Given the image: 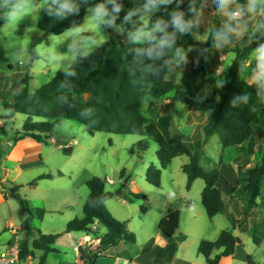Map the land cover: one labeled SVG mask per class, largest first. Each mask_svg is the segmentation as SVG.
<instances>
[{"label": "trees", "instance_id": "16d2710c", "mask_svg": "<svg viewBox=\"0 0 264 264\" xmlns=\"http://www.w3.org/2000/svg\"><path fill=\"white\" fill-rule=\"evenodd\" d=\"M35 6L42 5L40 30L47 36L61 35L70 30L83 26L88 6L65 7V0H31ZM157 1V0H155ZM0 0V29L8 21ZM211 2L217 10H222L218 0H174L171 4L160 9L148 22L143 19V10L153 0H114L105 9V24L108 28L120 26L122 29L137 32L149 30L154 38L167 41L159 46H149L130 39L120 44L103 43L97 50L86 57L78 55L76 63L65 71H58L55 76L41 89L31 93L29 84L32 80L29 66L26 67L21 79L22 89L15 95L12 102L3 97L2 109L8 112L7 119L17 114L27 117L21 129L16 131L14 143L24 138H34L38 142L47 143L53 138L54 131L62 120L80 123L89 135L106 133L114 135L143 136L147 134L159 146L156 152L159 167L150 165L146 172L147 182L154 188H161L162 170L166 169L173 159L187 156L189 162L183 166L187 175V189H190L197 179L205 183L202 192V204L207 216L212 219L225 213L227 205L222 192L217 188L221 172L217 168L208 169L201 164L203 147L208 139L218 136L225 148L242 149L244 152L255 153V147L264 142V58L251 64L257 79L249 83L240 78L239 72L246 64L253 52L264 45V28L259 27L264 22V16H259L253 27L251 39L244 45L232 48L227 35L218 40L217 33H225V24L220 18L213 19L210 31L205 41H198L194 37L191 26L181 32L174 21V13H183V21H192L200 11L202 5ZM248 0H236L228 6V11L236 9V5H247ZM69 5V4H68ZM116 6L119 12H114ZM196 11H192L191 8ZM132 15L129 17V14ZM115 16L114 23H109ZM126 17H129L127 20ZM243 17L250 19L254 16L244 12ZM157 25L159 27L157 28ZM43 42L42 38H35L28 46V52L33 59H37L36 47ZM217 43L221 46L216 47ZM190 49H198L212 66L219 65V57L233 53L234 58L226 72V81L217 90L206 96L190 85L185 89L183 85L168 79L172 72L176 54H183ZM5 59L4 48L0 46V61ZM182 66V63H180ZM192 75L196 79L198 71L202 75H214V69L205 66H193ZM86 95H88L86 97ZM247 95L245 101L243 97ZM169 99L172 103H181L185 108L195 111H208L206 121L200 126L203 139L199 138L192 144L181 132L173 127V115L166 110L165 114H156L155 118L147 119L143 112L144 103L148 104V111L154 112L157 103ZM5 118V117H0ZM7 135L5 127H0L1 140ZM65 146V144H64ZM148 149V141L139 142L132 152L143 153ZM65 155H71L73 150L64 147ZM3 152L0 147V157ZM124 173L121 174L123 178ZM52 175H42L33 183L41 179L52 178ZM264 179V154L257 165L246 169V177L240 186L232 188V200L243 197L242 217L250 215L253 218L252 236L259 246L263 238L256 235L260 222L254 216V209L260 207L258 199L261 195V185ZM107 179L94 176L87 181L89 194L83 206V216L75 217L67 223L64 233L81 232L93 237H99L95 225L106 229L101 235L99 245L92 250L79 248V262L73 264H96L97 259L106 250L115 248L121 243H135L136 236L130 232L127 222L118 220L107 207V202L113 198H122L129 203L134 200L145 199L144 194L131 192L125 182L113 192L106 190ZM6 198H13L19 202L21 231L24 238L18 241V260L24 261L34 257L36 251L43 252L37 264H46L50 253H58L54 247L59 234H42L37 231V238L30 243L34 230L30 226L33 215L42 220L46 214L43 209L32 210L29 202L19 196V188L8 190L2 187ZM237 195V196H235ZM8 196V197H7ZM192 202L189 201L188 204ZM142 212L147 208L142 206ZM180 211L165 216L159 223V229L167 238L168 244L161 251L159 258L172 261L186 236L175 238L180 227ZM233 226L236 221L231 217ZM242 244L232 229L224 230L215 241H202L198 247V254L203 256L207 264H219L221 258L234 255L237 246ZM214 252H219L213 256ZM167 262V263H168Z\"/></svg>", "mask_w": 264, "mask_h": 264}, {"label": "rangeland", "instance_id": "374dc122", "mask_svg": "<svg viewBox=\"0 0 264 264\" xmlns=\"http://www.w3.org/2000/svg\"><path fill=\"white\" fill-rule=\"evenodd\" d=\"M4 1L2 6L8 21L0 29V46L4 48L5 52V59L2 61V67L3 74L8 72L10 74V79L8 80H10V83L14 82L15 84L12 92H9L6 96L8 102L14 100V90L19 86V80L27 66H29L30 75L32 77L29 84V91L34 93L51 81L58 71H65L71 68L76 63L79 54L86 57L97 50L104 42L111 41L115 43L117 38L133 40V34L136 33L124 30L121 27H117L116 30L108 32L105 26L98 24L96 10L88 9L85 16V24L82 27L67 31L61 35H49L44 38L45 34L40 30L36 22L37 17L39 21L41 20L42 5L35 6L31 0H27L26 3H24L23 0ZM173 1L174 0H171V2L166 3L164 0H157L147 4L143 10L144 21L148 22L160 9L171 4ZM17 4L21 5L19 14L15 19H10L9 13L12 12L13 7ZM211 7L212 4L206 2L201 11L193 18L191 28L194 32L195 39L198 41H205L213 19L220 18L225 24L224 31L227 33L226 35L231 47L234 49L238 46H244L250 40L249 38H251L253 32V28L251 27L252 19H245L242 15V18L238 19V25L237 20H230L224 15L222 10H218L214 13ZM226 25L230 26L233 31L228 32ZM89 29L93 30L94 35L90 36L83 33L84 30L88 31ZM35 38L43 39V42L36 47L37 59H33L28 52V46ZM161 41L163 40L143 37L141 41L137 43L156 47L161 45ZM260 49L261 47L253 52L240 70L239 76L241 79L251 82V79L248 78L250 72L249 63L263 59ZM199 53L198 49H193L186 56H184V53H177L172 72L168 75V79L175 83H181V81L185 80L183 82L184 84L187 82V79H184V77H190L193 66L199 64V66L203 65L209 69L212 67L214 69V75L207 86H204V82L202 81L205 75H202L203 73L201 70L198 71L199 75L197 76L199 78L201 77V80L198 79V81H195L196 83L199 82L197 86L199 91H201V89L203 90V88L200 89V86H204L205 94L211 96L217 90L218 86L226 81L227 68L234 58V54L230 53L227 62L212 66L207 59H204L205 57L201 53L199 57ZM180 63H182V66H180ZM4 81H6L5 77ZM1 100L2 96H0V101ZM163 101L156 107V113L153 112L150 113V115L146 113L147 103H144V115L146 117L148 115V117L152 116L155 118V115L161 112L165 103L169 104L166 99H163ZM1 105L0 103V114L4 113ZM169 106L175 107L176 114L179 115L175 118L174 129L184 133L188 138V143L190 142L192 144L198 138L201 140V136H198V132L200 134L201 129H199V127H193L185 122L186 119H189L192 120L191 123L195 122L200 125L206 121L209 114L208 111H195L185 108L181 103L170 102ZM188 111L191 112L185 116L184 113ZM26 119L27 117L25 115L17 114L13 119L5 120L8 131L16 132L20 130ZM196 132L197 134H195ZM193 134L195 135L193 136ZM53 137L59 144H65L66 147L69 146L73 148V153L70 156L65 155L63 150L57 151L59 157L65 161L69 168L73 169V171H78L82 164L88 166L89 171L96 174L95 176L107 179V190L113 192L115 188L124 184L126 180L130 182L135 181L137 187L141 189V191H137L135 194H144L146 198L143 200H134L132 203L128 204L117 202V204L114 205L116 213L126 218L130 232H133L131 229L138 230L144 219L152 225L159 217L163 203L170 200L177 193L186 196L189 200H195L199 208L203 209L202 192L205 186L204 181L197 179L190 189L186 187L188 178L183 171V166L189 162L187 156H180L173 159L168 167L162 170L161 188H154L147 182L146 171L148 167L152 164L155 166L159 165L156 157L159 146L147 134L143 136H133L96 133L94 136H91L80 123L71 120H62L61 125L55 129ZM146 141H148V149L145 152H132L136 144ZM247 147L248 144L245 143L242 149L235 147L225 148L221 145L216 135L210 137L203 147L201 164L208 169L217 168L221 172L222 177L218 182V187L223 191L228 211L232 210L234 202L240 203L242 200L241 197H235L233 201L231 200V192L229 189L227 190V184H236V181L239 179L237 186H240L243 181L240 178L239 171H246V169L257 165L264 154L260 152L254 155L244 152ZM262 149H264V146ZM122 173H124L123 178H121ZM18 187L19 196L25 198L29 202L27 196L31 192L27 190L24 185ZM262 190V196L258 199L260 207L255 208L253 212L254 216L261 220L263 217L262 212H264V184H262ZM84 198L85 197H82L81 200H79L78 197L74 199L73 209L77 214L76 216H82V207L85 202ZM7 201L8 203L5 204L6 206L3 208L2 215L8 220H11L12 217L14 218L15 224L13 223L12 228H14V226L18 227L20 236H22V231L20 229L21 218L19 202L13 198H9ZM46 206L47 209L41 208L48 212L42 221L43 230L56 233L64 230L66 226L65 220L68 218L71 209H67L64 205H57L58 207L56 208L58 209H48L50 208L49 206H54L49 205V203ZM142 206L147 208V213L144 214L142 212ZM37 219L38 217L34 220V223L39 224ZM208 221V223H210V220ZM37 231L38 230L35 231L36 235ZM240 235L243 242L254 251V258L252 261L255 264H264V219L260 222L256 230V235L263 238L260 246L255 244L252 234L242 233ZM190 241L192 243V238ZM58 246L61 247V254L58 256L54 255L51 259L56 258L59 261L73 262L71 240L67 237L62 238ZM49 264H57V261L50 260Z\"/></svg>", "mask_w": 264, "mask_h": 264}, {"label": "crops", "instance_id": "0c3cea01", "mask_svg": "<svg viewBox=\"0 0 264 264\" xmlns=\"http://www.w3.org/2000/svg\"><path fill=\"white\" fill-rule=\"evenodd\" d=\"M112 1L114 0H65V2L71 6L85 5L88 6L89 9L96 10V14L98 16V24L105 26L108 32L114 31L116 30L117 27L120 26L116 25L111 28H108L105 24V11L103 13H98L97 9L103 6V9L105 10L107 5ZM204 4L202 5L201 9L203 8ZM211 8L214 11V13L218 11L213 7V5ZM259 16L260 15H257L256 17L254 16L248 19V20L252 19V24H251L252 28L256 24ZM36 22L39 23L38 17ZM83 33L85 35H90V36L94 35L92 29H89L88 31L84 30ZM125 39L126 38H117L115 40V44H120V42H122ZM106 42H111V41H106ZM192 50L193 49H190L188 52H185L184 56L189 54ZM200 53H199V57L201 56ZM229 56L230 53L221 55L219 57V63L227 62L229 60ZM252 63L253 62L249 63L250 72L248 74V78L251 79V82L249 83H254L257 79L256 73L251 68ZM2 64H3L2 61H0V96H2V100L0 101L1 104L3 103V97L9 94V92H12L13 87L15 86L14 82L10 83V80H8L10 79L9 78L10 74L8 72L6 74H3L4 72H3ZM4 77L6 81H4ZM203 77L204 78L202 81L204 82V86H207L213 78L212 75H207ZM184 79H187V82L183 84V82L185 81ZM184 79H183L184 81H181V83H176V84L183 85L185 89L188 88V84H189L194 90H199L197 88L199 82L196 83L195 81H198V79L201 80V77L200 78L196 77L195 79L194 76L191 74L190 77L188 78L184 77ZM20 86L21 85L19 80V86L16 88V90H14L15 92L14 97L22 89V86L21 88ZM204 86H200V89L203 88V90L201 89L200 92L207 96V94H205L204 92L205 90ZM166 101L169 102L170 104L169 99H166ZM160 103H157V106ZM169 104L165 103V105L162 107L161 112L158 114L161 115L165 114L166 110L172 113L173 127H174L175 118L179 115L176 114L175 107L169 106ZM155 111H157L156 108ZM190 112L191 111L185 112L184 115L187 116L186 114H189ZM146 113H148V115H150V113H153L148 111V104H147ZM8 115H9L8 112H4L0 114V117H5L0 119V127H5L7 130V135L4 138H2L1 146H0L3 152L2 157H0V250H1L0 255L3 253L8 254L6 258L8 260V264H37L39 258L43 255V252L41 251H36L34 257H29L24 261L18 260V251L16 250V248L18 249V241L24 238V234L22 232V236H20L19 228L16 226L12 228V225L14 223L13 217L11 220H8L2 215L3 208H5L6 206L5 204L8 203L7 200L9 199L6 198V194H4L2 187L5 186L8 190H10L13 187L24 185L25 188L31 192L27 197L29 199V205L32 210L41 209V208L47 209L46 205L48 203L49 205H54V206H49L50 208L48 209H58L56 208L58 207L57 205H64V207H66L67 209L69 210L71 209L68 218L65 220V224L67 225V223L70 222L72 219H74L75 217H79L76 216L77 214L73 209L74 199L78 197L79 200H81L82 197H85L84 199L86 201L87 196L89 194L86 185L87 181L92 177H94L96 174L89 171L88 166L83 164L80 166L78 171H73V169L69 168L68 165L65 163V161L62 158H60L57 153L58 150H63L64 147L66 146H64V144H59L54 137L47 143L38 142L37 140L31 137L24 138L14 143L13 138L16 132H12V131L9 132L5 124V120H9L6 118L8 117ZM148 115L146 117L147 119H153L152 116L148 117ZM191 121L192 120L186 119L185 123L192 125L193 127H199V129L200 126L203 124L202 123L199 125L198 123L195 122L191 123ZM175 131L181 132L180 130L177 129ZM195 134H197V132ZM195 134H193V136ZM198 136H201V138L203 139L202 132L200 134L198 132ZM263 146L264 143L258 144L255 147L254 155L260 152L264 153V149H262ZM159 166L160 164L157 167ZM239 173L241 180L244 181L246 177V171H239ZM42 175H52L53 177L47 179H41L36 183L35 186H32L31 183H33ZM238 180L236 181V184H231V183L227 184V190L229 189L231 192L230 198H232V188L237 186ZM125 182H127L126 186L131 192L136 193L137 191H141V189L137 187L135 181L130 182L129 180H126ZM262 184H264V179ZM216 186L219 189L218 183ZM117 188H115V190ZM221 192L223 195L222 190ZM262 193L263 190L261 185L260 197L262 196ZM176 195H174L167 202L163 203L161 213L157 218V220L154 221L152 225L148 223L146 219H144L141 222V225L139 226L138 230L131 229L133 232H135L134 233L136 236L135 243H121L119 246L115 248H110L106 250V252L97 259L96 264H156L160 260L159 256L161 251L168 244L167 238L162 234V232L159 229V223L165 216L175 211H180L181 214L180 227L175 235V238L177 239L180 235H184L186 236V240L180 244L179 250L175 258L172 261L168 262L167 264H207L205 258L198 254V247L200 243L202 241L217 240L220 234L227 229H232L235 236L241 240L242 244L237 246L234 255L221 258L219 264H255L252 261V259L254 258L253 249L243 242L240 235L242 233L251 234L254 227L253 218L250 215H248V217H242L243 197H241L242 201L240 203L234 202L231 211H228V207H227V211L225 213L219 214L214 218L210 219L207 216L204 207L203 209H200L195 200L194 201L189 200L188 198H186V196L180 193H177ZM189 201H191L192 203L188 204ZM117 202H122L123 204L129 203L122 198L115 197L107 202V207L118 220L122 222H126L127 221L126 218H123L122 216L116 213L114 205L117 204ZM50 211H55V210H50ZM47 213L48 212L46 211V214ZM82 216H83V207H82ZM262 216L264 217V212H262ZM231 217L236 221L235 226H233L230 221ZM36 218H37L36 215H33L30 221V226L34 230L33 236L30 239V243H32V241L37 238V235L35 234L36 230L40 231L42 234L53 233L60 235L54 246L58 250V253L48 254L46 264H49L50 260L57 261V264H70V263L73 264L79 262V252H78L79 248L82 247L86 250L95 249L100 243L99 237L105 234L106 232V229L98 225H95L93 229L95 231H98L99 237H93L92 235H86L85 233H81V232L64 233L65 229L58 231L57 233L53 231L48 232L47 230H43L42 221L44 220V218L42 220H40L39 218L37 219L39 224L34 223V220ZM208 220H210V223H208L209 222ZM21 226H22V218H21ZM65 237L69 238L72 242L73 262H67L63 260L59 261L56 258L51 259L52 256L54 255L58 256L61 254V247L58 246V243L62 238ZM191 238H192V243L190 241ZM217 253L219 252H214L213 256H215Z\"/></svg>", "mask_w": 264, "mask_h": 264}, {"label": "clouds", "instance_id": "9594fccd", "mask_svg": "<svg viewBox=\"0 0 264 264\" xmlns=\"http://www.w3.org/2000/svg\"><path fill=\"white\" fill-rule=\"evenodd\" d=\"M23 2L26 3L27 0H23ZM153 2H155V0H153ZM164 2L166 3L171 2V0H164ZM218 2L220 5H222V11L224 15H226L230 20H234V19L237 20L238 25H239V20L237 18L241 17L245 11H247V13L251 14L252 16H256V15L264 16V0H248L247 5L237 4L236 9L234 11H228V6L235 4L236 0H218ZM20 7H21L20 4H17L13 7L12 12L9 13L10 19H15L17 17V15L19 14ZM65 7H70V5L65 4ZM191 10L196 11L194 7L191 8ZM97 11L98 13H103L105 10L103 9V6H101L99 9H97ZM119 11H120V7L116 6L114 12H119ZM131 15L132 13L129 14V17ZM129 17H126L125 19L127 20ZM182 17H183V13L181 12L174 13V21L181 32L187 30L192 24V21H188L187 23H185ZM114 21H115V16L112 17V20L109 21V23H114ZM158 27L159 25H157V28ZM226 27L228 29V32L233 31V29L230 26L226 25ZM259 27L264 28V22H261ZM226 34L227 33H217V39L218 40L224 39ZM143 37H147L149 39L154 38L151 31H145V30L137 31L136 33L133 34L132 38L135 42H140ZM160 43L163 45L167 43V41H161ZM220 46L221 45L217 43L216 47L219 48ZM260 52L262 58H264V46L261 47ZM243 99L247 101L248 96L245 95Z\"/></svg>", "mask_w": 264, "mask_h": 264}, {"label": "built area", "instance_id": "2783aa9c", "mask_svg": "<svg viewBox=\"0 0 264 264\" xmlns=\"http://www.w3.org/2000/svg\"><path fill=\"white\" fill-rule=\"evenodd\" d=\"M240 18H242V16L237 18V19H240ZM16 250L18 251L17 248H16ZM7 256H8V254H6V253H3L0 255V264H8V260L6 259Z\"/></svg>", "mask_w": 264, "mask_h": 264}, {"label": "water", "instance_id": "95a60500", "mask_svg": "<svg viewBox=\"0 0 264 264\" xmlns=\"http://www.w3.org/2000/svg\"><path fill=\"white\" fill-rule=\"evenodd\" d=\"M46 37V35H44V38ZM88 95H86L87 97ZM168 260L167 258H164V259H160L156 264H167Z\"/></svg>", "mask_w": 264, "mask_h": 264}]
</instances>
